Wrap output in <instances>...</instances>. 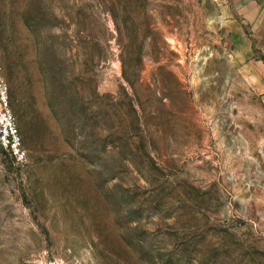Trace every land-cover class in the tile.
Here are the masks:
<instances>
[{
    "label": "rangeland",
    "instance_id": "1",
    "mask_svg": "<svg viewBox=\"0 0 264 264\" xmlns=\"http://www.w3.org/2000/svg\"><path fill=\"white\" fill-rule=\"evenodd\" d=\"M0 264H264V0H0Z\"/></svg>",
    "mask_w": 264,
    "mask_h": 264
},
{
    "label": "built area",
    "instance_id": "2",
    "mask_svg": "<svg viewBox=\"0 0 264 264\" xmlns=\"http://www.w3.org/2000/svg\"><path fill=\"white\" fill-rule=\"evenodd\" d=\"M0 144L11 157L22 163L26 154L22 146L20 135L17 131L14 117L8 102V87L5 79L0 74Z\"/></svg>",
    "mask_w": 264,
    "mask_h": 264
}]
</instances>
